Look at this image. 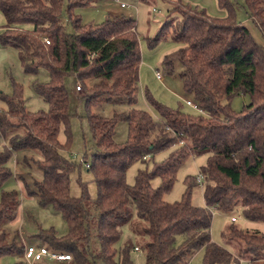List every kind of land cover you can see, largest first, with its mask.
<instances>
[{"label": "trees", "instance_id": "1", "mask_svg": "<svg viewBox=\"0 0 264 264\" xmlns=\"http://www.w3.org/2000/svg\"><path fill=\"white\" fill-rule=\"evenodd\" d=\"M91 1L0 0L6 20L0 45L16 48L26 71L43 66L50 73L48 81L36 84L49 105L46 111H29L17 85L14 93L0 96L8 105L0 108L4 140L0 149V260L13 255L14 264H28L23 258L25 246L5 226L20 204L21 191L4 185L14 174L10 161L16 151L33 150L40 155L35 161L42 177L33 178L31 184L23 177V187L37 197L40 206L59 213L67 227L64 234L54 226L40 227L39 246L73 256L71 261L38 262L133 264L135 246L116 247L122 237L120 225L130 220L129 205L133 204L139 218L148 222L145 264H190L200 250L204 251L203 264H241L243 260L264 264V233L231 220L240 210L245 219L264 222V44L237 20L233 0H218L228 11L223 18L174 1L154 42L171 34L183 45L166 63L172 64L174 57L179 60L184 90L204 113L171 109L146 94L156 118L136 106L141 63L136 20L116 15L98 24L86 23L76 9ZM244 2L264 39V0ZM64 13L72 32L60 21ZM45 37L50 44L44 42ZM68 78L84 90L80 98L86 102L93 139L89 171L97 184L95 198L85 185L80 196L70 192V175L77 163L64 154L70 133L67 142L59 139L61 126L71 116ZM237 95L250 96L240 111L231 104ZM103 102L129 107L106 116L97 111ZM119 120L128 125L124 142L115 139ZM172 147L164 161L151 171L140 170L135 184L128 183L132 164ZM203 154L207 155L200 167L205 205L192 202V188L198 183L191 176L181 200L166 201L164 194L172 189L179 169L191 156ZM155 178L161 179L158 187L152 184ZM214 210L230 216L222 232L223 244L212 240ZM93 238L99 246L96 252Z\"/></svg>", "mask_w": 264, "mask_h": 264}, {"label": "rangeland", "instance_id": "2", "mask_svg": "<svg viewBox=\"0 0 264 264\" xmlns=\"http://www.w3.org/2000/svg\"><path fill=\"white\" fill-rule=\"evenodd\" d=\"M177 0H92L91 3L84 7H79L76 12L80 14L82 20L86 23H101L114 14L120 16H129L136 20L137 32L141 47V63L139 67V91L136 106L148 109L158 118V115L152 106L146 94L155 101L171 108L180 109L185 113L198 115L200 112L194 107L187 105V100H195L191 94H188L183 87L180 78V72L183 66L177 58H173L172 64H167L166 59L174 55L183 45L175 42L171 34L154 42L158 32L164 25L169 15V9L173 2ZM184 3L194 8L205 9L211 16L223 18L228 16V11L219 5L218 0H182ZM235 3L236 18L239 22L246 25L255 39L264 44V39L260 31L250 20L246 11L244 0H233ZM129 3L132 6L122 7L121 3ZM172 16H176L173 14ZM60 21L66 26V29L72 32V27L68 24V17L64 13ZM6 24L5 17L0 11V31ZM155 45H150L149 42ZM172 69L173 72H169ZM161 73L163 79L157 78L156 73ZM50 79V73L46 67H39L36 71H26L21 62L19 52L11 46L0 45V96L14 93L17 86L22 88L23 101L29 111L38 112L46 111L49 108L48 103L41 94L36 90L37 82H46ZM17 85V86H16ZM66 85L70 97V112L68 124L61 126L59 139L62 143L68 141L70 133V144L64 151L65 156L77 163V168L70 175V192L73 196H80L83 192V185L86 186L90 196H97V184L93 179L92 172L89 171L87 163L92 160L91 147L93 146L92 133L88 119V111L85 99L80 98L82 90H76L78 86L73 78L66 80ZM81 86V84H79ZM250 102L249 95H237L232 100V108L235 111L243 109L244 104ZM128 105H117L109 102H103L97 111L102 115L111 116L114 111H126ZM0 108H8L7 103L0 97ZM128 138V125L125 120H119L116 124L115 139L117 142H124ZM4 140L0 137V149ZM172 148L165 149L147 161H138L130 166L127 172V181L129 184H135L136 177L140 170H153L154 166L164 161L172 152ZM85 152L88 160H84ZM25 156L28 162H25ZM40 155L33 150H18L12 157L10 165L14 174L5 182V188H16L20 192V204L14 210L13 218L5 226L11 237L16 238L18 242L33 245H39L40 240L36 235L39 228L55 226L59 233L66 232L65 222L59 213H56L51 207H42L38 204L37 197L31 196L23 187L24 180L32 183L33 178H41L42 173L38 169L36 161ZM207 155L191 156L186 163L179 169L176 181L170 191L164 194V199L168 202L181 200L187 188L186 179L188 176L197 178L200 175V167L206 163ZM80 162L82 164H80ZM154 187L161 184L160 178L152 181ZM33 187V186H32ZM203 186L194 185L192 188V202L196 206H204ZM131 218L126 223L120 225L122 237L116 244L119 248L125 243H131L140 251L133 250L131 255L133 261L137 264H145L147 253V244L150 241L144 229L148 222L140 219L136 207L129 205ZM238 217L237 225L259 230L264 233V222H253L241 216V211L236 210L234 213ZM230 223V216L221 212L213 213L211 235L214 242L223 244L222 232L227 224ZM24 239V240H23ZM179 241H181L179 239ZM92 249L94 252L99 250L96 238L92 240ZM13 255L3 257L2 264H11ZM204 251H198L192 258L191 264H203ZM241 264H248L243 260Z\"/></svg>", "mask_w": 264, "mask_h": 264}, {"label": "built area", "instance_id": "3", "mask_svg": "<svg viewBox=\"0 0 264 264\" xmlns=\"http://www.w3.org/2000/svg\"><path fill=\"white\" fill-rule=\"evenodd\" d=\"M121 6L130 7L132 5L129 3L122 2ZM44 42L48 45L50 44V39L48 37H45ZM156 74H157V78L163 79L161 73L158 72ZM76 90L78 91L81 90V87L77 86ZM186 103L187 105L194 107L200 113H204V110L200 108L194 100H187ZM87 167H89V163H87ZM197 183L199 186L204 185L203 176L201 174L197 177ZM231 220L237 221L238 217L232 216ZM23 256L28 264H35L36 262L42 261L44 259H48L50 261H71L73 259V256L70 253L51 251L46 246H35V245H26Z\"/></svg>", "mask_w": 264, "mask_h": 264}, {"label": "crops", "instance_id": "4", "mask_svg": "<svg viewBox=\"0 0 264 264\" xmlns=\"http://www.w3.org/2000/svg\"><path fill=\"white\" fill-rule=\"evenodd\" d=\"M116 15H118V14H114V16H116ZM127 17H129V16H127ZM214 211H216V210H214ZM65 224V223H64ZM66 225V224H65ZM42 227V226H41ZM55 227V226H54ZM44 228H48V227H44ZM55 229L57 230V228L55 227ZM58 231V230H57ZM66 231H67V227H66ZM59 233V232H58ZM64 233H66V232H64ZM64 233H59V234H64ZM36 235H37V233H36ZM24 240V239H23ZM213 240V239H212ZM126 244V243H125ZM24 246H26V245H33V244H29V243H27L26 242V240H24V244H23ZM35 246H39V245H35ZM137 247L135 246V251H140V249L138 248V249H136ZM6 256H8V255H6ZM3 257H5V256H3ZM3 257L1 258V260H0V264H2L1 263V261H2V259H3ZM23 258H24V256H23ZM132 260H133V256H132ZM16 262V259L15 258H12L11 259V264H14ZM35 264H46V261H43V262H36ZM133 264H137V261H136V263L133 261ZM139 264V263H138ZM140 264H141V262H140ZM191 264V263H190Z\"/></svg>", "mask_w": 264, "mask_h": 264}]
</instances>
